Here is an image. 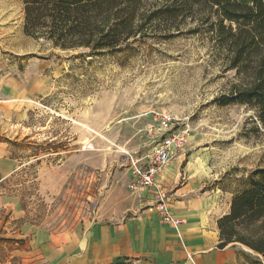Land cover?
Returning a JSON list of instances; mask_svg holds the SVG:
<instances>
[{
    "label": "rangeland",
    "instance_id": "1",
    "mask_svg": "<svg viewBox=\"0 0 264 264\" xmlns=\"http://www.w3.org/2000/svg\"><path fill=\"white\" fill-rule=\"evenodd\" d=\"M142 1L143 11L170 0ZM25 20V0H0L2 262L20 261L27 224L49 234L85 230L139 203L132 178L156 145L149 127L165 113L189 130L171 163L203 164L204 176L192 173L198 191L216 197L219 220L230 213L264 168V128L255 109L225 103L236 71L198 10L179 30L164 33L154 21L120 51L101 53L29 35ZM230 244L240 264H264L249 246Z\"/></svg>",
    "mask_w": 264,
    "mask_h": 264
},
{
    "label": "trees",
    "instance_id": "2",
    "mask_svg": "<svg viewBox=\"0 0 264 264\" xmlns=\"http://www.w3.org/2000/svg\"><path fill=\"white\" fill-rule=\"evenodd\" d=\"M144 7L142 0H25V31L63 49L117 52L146 25L162 21L156 29L169 33L198 10L228 67L236 71L232 97L225 103L255 109L264 128V0H170L154 9ZM219 228L220 246L238 241L264 257V168L250 177Z\"/></svg>",
    "mask_w": 264,
    "mask_h": 264
},
{
    "label": "crops",
    "instance_id": "3",
    "mask_svg": "<svg viewBox=\"0 0 264 264\" xmlns=\"http://www.w3.org/2000/svg\"><path fill=\"white\" fill-rule=\"evenodd\" d=\"M199 165L203 164L188 162L180 170L177 163L170 162L161 173L162 190L183 221L178 227L165 223L155 209H148L156 194L142 191L139 203L127 208L122 218L85 230L49 234L27 224L29 236L22 242L20 261L0 260V264H240L239 246H220L218 221L224 211L216 197L198 191L195 178L205 172L198 171ZM183 171L188 180L180 183Z\"/></svg>",
    "mask_w": 264,
    "mask_h": 264
},
{
    "label": "built area",
    "instance_id": "4",
    "mask_svg": "<svg viewBox=\"0 0 264 264\" xmlns=\"http://www.w3.org/2000/svg\"><path fill=\"white\" fill-rule=\"evenodd\" d=\"M181 125L182 118L172 113H165L155 118V123L148 130L156 138V145L150 159L135 170L131 183V187L135 190L152 191L156 194L154 203L146 207L155 209L161 219L173 227L180 226L183 221L176 216L170 201L164 194L160 176L172 158L184 148L188 141L189 130Z\"/></svg>",
    "mask_w": 264,
    "mask_h": 264
}]
</instances>
